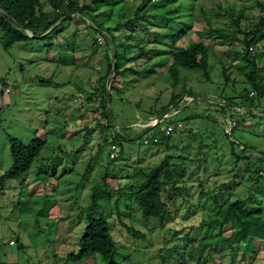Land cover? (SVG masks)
Masks as SVG:
<instances>
[{"label": "rangeland", "instance_id": "1", "mask_svg": "<svg viewBox=\"0 0 264 264\" xmlns=\"http://www.w3.org/2000/svg\"><path fill=\"white\" fill-rule=\"evenodd\" d=\"M42 1L52 16L67 11V3L56 11L52 0ZM70 1L85 9V20L73 15L59 25L63 33L47 40L9 47L0 27V180L13 166L11 138L26 145L45 142L24 178L0 181V264H108L101 255L78 263L69 259L89 224L96 188L100 207L93 216L109 219L119 262L264 264V240L201 243L217 216L215 200L241 202L244 210L264 219V99L249 82L253 60L264 83V27L253 50L245 44L264 16V0ZM100 25L116 35L121 53L129 56L125 69L144 73L165 58L160 50L192 43L208 49L209 69H183L177 82L170 77V61L154 74L130 71L113 83L112 120H107L101 84L113 47L107 32L105 44L99 42L102 34L94 29ZM169 31L180 36L169 40ZM2 87L12 92L2 93ZM227 100L244 109L224 111ZM136 109L145 119L140 121ZM169 110L178 114L155 130L130 129L136 123L154 126L157 120L148 118ZM228 112L238 120L232 139ZM179 123L183 128L172 136L171 148L144 145L146 138ZM116 137L122 153L110 161ZM168 157L172 178L165 174L164 180L178 183L181 191L171 207L172 220L162 229L158 219L143 217L133 194ZM177 250L183 260L173 256Z\"/></svg>", "mask_w": 264, "mask_h": 264}, {"label": "trees", "instance_id": "2", "mask_svg": "<svg viewBox=\"0 0 264 264\" xmlns=\"http://www.w3.org/2000/svg\"><path fill=\"white\" fill-rule=\"evenodd\" d=\"M108 1L109 0H96V2L103 3ZM52 4L56 11L65 7L66 4L67 11L62 14L52 16V14L45 11V5L42 0H0V9L3 12L0 13V27L3 31L7 46L13 47L17 43L33 40H47L54 33L60 34L64 31H61L60 26H58L45 37L40 39H38L37 37H40L47 33L61 18L66 17L68 14L74 13H79L81 16H85V9L79 7V5L75 1L52 0ZM9 17H12L15 20V23L12 22ZM70 20L72 19L68 18L64 20L63 23ZM263 27L264 16L260 21L258 29L255 30L252 34L254 37L245 41L246 48L248 50L255 44L256 36L259 34L260 30ZM26 30H30L35 37H29ZM94 31L99 35L103 34V32H107L113 43H115L116 45L117 73L114 81L118 77H124L130 71L134 73L139 72L140 74H154L156 68L166 67L169 64V61L171 62V65L169 67V74L175 82L179 80V72L183 69H199L204 72H207L209 69L208 49L203 44L194 43H192L189 47H178L173 45L174 47L171 51L159 49L160 51L167 53V55H165V58L162 59L157 65H155L153 69L144 71V73L141 71H137L134 67L125 69L124 64L129 60V56L127 54L121 53V45L118 43L116 44L115 42V39L117 40V37L115 38L116 35L112 36L110 32L104 29V27L101 25L97 26ZM169 32V40L176 39L180 36V34H177L173 31ZM164 36L168 38V35L165 34ZM250 63L253 65L254 69L249 74V82L251 85L250 90H254L253 93H256V95L260 99H264V83L258 80L256 63L253 60ZM112 70L113 62L110 58L108 73L103 78L101 84L102 90L105 94L107 92L106 82L109 76L112 74ZM111 90L112 92H116L113 88V84ZM185 94L186 93L184 92L180 96L173 97V101L170 107ZM228 103L232 106H227L225 109L221 107L224 111L233 107H239L234 105L230 100H227V104ZM104 104L106 110L104 114L107 120H109L106 109L108 102L104 100ZM252 114L253 112H248V116L257 117ZM150 117H155V115H151ZM235 120L237 121L238 126V120ZM160 126L161 124L152 129L144 130V134L151 130L157 129ZM155 136H159L160 139V142L159 144H157V146L164 144L167 148H171L172 136L166 137L164 131L162 135ZM232 136L233 133L230 136L231 139L233 138ZM10 141L12 145L11 152L13 157V166L1 177V185H3L8 180H19L21 178H24V176H26L30 171L33 163L39 157L45 147V142L40 139L35 140L28 145L15 138H11ZM114 142H117L120 144V146H122L118 137H116L111 143ZM233 143H235L236 145H240L239 142ZM170 158L171 157H168L159 167L148 173L146 176L145 184L133 194V198L138 207L141 209L143 217L145 219H158L162 229H165L168 222L172 220L173 211L171 207L173 203L176 202V197L181 191L178 183L169 184L164 180L165 174H168L167 177L172 178V176L169 174L170 165L168 160H170ZM257 172L259 173L261 172V170L259 169ZM99 192L100 189L96 188L93 198V204L88 208V211L90 212L88 216L89 224L84 235L80 239V247L77 252H74L69 256V259L70 261L78 263L95 255H101L102 258L106 262H108V264H124L117 260L119 247L111 231L109 219H107L105 216H93V213H95L100 207L99 201L97 200ZM215 201V203L217 204V216L207 224V231L201 236V243L204 245V247L213 244L219 245L222 243L233 246V242L236 239H240L243 243L250 244L255 239L261 241L264 240V219L261 216H259L257 213H251L247 210H244L242 208L241 202L232 203L230 200H226L224 203L220 204L218 200ZM205 225L206 223H203L201 227H204ZM134 232L137 238L144 237L138 231ZM173 256H175L179 260H183L182 252H179L178 250L173 252ZM246 258V254H244L242 257V262L245 261ZM180 264H186V262H181Z\"/></svg>", "mask_w": 264, "mask_h": 264}, {"label": "built area", "instance_id": "3", "mask_svg": "<svg viewBox=\"0 0 264 264\" xmlns=\"http://www.w3.org/2000/svg\"><path fill=\"white\" fill-rule=\"evenodd\" d=\"M1 13V12H0ZM107 38V35L106 34H102V36L98 39L99 40V42L101 43V44H105V42H106V40H108V39H106ZM254 48L252 47L251 48V50H253ZM6 90V91H5ZM4 90V88L2 87V93L5 91L6 93H11L12 92V89H5ZM235 110V109H244V108H237V107H233V108H230V109H228V110ZM239 111V110H238ZM242 110H240V112H241ZM229 113V112H228ZM245 113L247 114V112L245 111ZM178 114V112H176L175 111V114L174 115H169L168 116V118H171V117H175L176 115ZM139 119H140V121H142V119H141V117H139ZM236 119V117L234 116V114H228L227 115V118H226V123H227V127H228V129H229V131L231 132L230 133V135H232V132H233V130L236 128V126H237V121L235 120ZM139 121V122H140ZM162 123V122H161ZM161 123H158V121L156 122V124L154 125V126H143V127H137L136 126V124H134V125H132V126H130V129H133V130H147V129H152V128H154V127H156V126H158L159 124H161ZM183 128V125L181 124V123H179L178 125H177V128H175L173 125H168L165 129H164V134H165V136L166 137H170V136H172L175 132H176V130L177 129H182ZM159 142H160V139H159V136H153L152 138H146L145 140H144V145L145 146H152V145H157V144H159ZM238 143V142H237ZM121 153H122V148H121V146H120V144L119 143H117V142H114V143H111L110 144V148H109V153H108V157H109V159H110V161H116V160H118L120 157H121ZM10 245L11 246H14V245H16V242L15 241H11L10 242Z\"/></svg>", "mask_w": 264, "mask_h": 264}, {"label": "water", "instance_id": "4", "mask_svg": "<svg viewBox=\"0 0 264 264\" xmlns=\"http://www.w3.org/2000/svg\"><path fill=\"white\" fill-rule=\"evenodd\" d=\"M0 12H2V10L0 9ZM73 15H76L77 17H79L80 19H84L83 16H81L79 13H75V14H68L66 17L62 18L58 23H56L47 33H45L44 35L40 36V37H37L38 39L40 38H43L45 37L47 34H49L54 28L58 27L59 25H61L64 20L68 19V18H71ZM9 19L15 23V20L12 18V17H9ZM85 20V19H84ZM27 31V34L31 37V38H34V34L30 31V30H26ZM111 40V38H110ZM111 43H112V47H113V56H112V62H113V70H112V74L109 76L108 80H107V102H108V116H109V120L111 121L112 120V107H111V103H112V95H113V92L111 90V87H112V84H113V81H114V78L116 76V73H117V51H116V48H115V45L113 43V41L111 40ZM192 98H197V99H201V98H198V97H194L192 96ZM204 101H206V103L210 104L211 106H218L219 104L218 103H215V102H211V101H208L207 98H204ZM205 103V102H204ZM229 104V103H228ZM177 105V104H176ZM176 105H174L171 109V111L173 109L176 108ZM229 106H232L231 104H229ZM246 109V108H245ZM250 112V111H248ZM170 110L169 111H166L164 112L163 114H161L159 117H154L158 123H161L163 122L166 118H168V116L170 115ZM254 115V113L252 114ZM152 119V118H151Z\"/></svg>", "mask_w": 264, "mask_h": 264}, {"label": "crops", "instance_id": "5", "mask_svg": "<svg viewBox=\"0 0 264 264\" xmlns=\"http://www.w3.org/2000/svg\"><path fill=\"white\" fill-rule=\"evenodd\" d=\"M43 2V1H42ZM29 42V41H28ZM136 111H137V109H136ZM136 113V112H135ZM137 117L139 118V117H141V119L143 120V119H145V118H143L141 115H140V113H139V111H137ZM151 118H154V117H150V118H148V119H151ZM130 126V125H129ZM11 241H14V240H11ZM10 241V242H11ZM16 242V244H17V241H15ZM14 246H16V245H14ZM14 246H12V247H14Z\"/></svg>", "mask_w": 264, "mask_h": 264}]
</instances>
